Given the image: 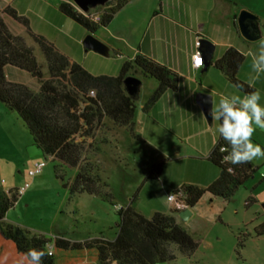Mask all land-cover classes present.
<instances>
[{
	"label": "crops",
	"instance_id": "1",
	"mask_svg": "<svg viewBox=\"0 0 264 264\" xmlns=\"http://www.w3.org/2000/svg\"><path fill=\"white\" fill-rule=\"evenodd\" d=\"M61 3H68L80 12L74 0H0V15L11 34L21 37L24 42L28 36L25 27L4 14L6 8L25 17L35 35L49 37L57 33L67 36L66 30L72 29L73 21L58 11ZM241 11L257 17L258 40L247 41L240 35L237 19ZM263 25L264 0H131L114 15L107 27L97 32L98 39L107 47L106 56L113 52L125 63L141 54L172 69L179 76L176 91H166L148 113H143V105L157 88L154 80L149 81L152 82L149 94L139 108L135 106L131 129L105 125L104 131L98 130L93 138L86 140L87 144H94V151L87 159L105 166L99 174L107 181L109 190L107 173L118 167L117 162L125 168L136 164L144 170L136 185L137 202L130 199L125 208L131 206L147 219L155 213L171 215L175 210L167 202V194L185 185L206 188L217 180L220 170L209 157L220 141L215 130L218 122L205 118L196 95H210L214 108L220 94H246L213 67V62L228 49H235L244 57L237 78L252 92L259 90L264 104V72L257 74L252 67L253 55L264 43ZM197 39L209 41L214 52L208 66L203 62L201 67L194 69L192 56ZM51 43L67 56L59 44ZM135 78L141 82L144 79L138 73ZM261 130L257 128L253 133L256 143L264 141ZM101 131L103 139H99ZM158 162H163L160 176L146 181L149 170ZM0 183L2 186L4 182ZM123 189L127 193V185ZM229 204L205 197L190 209L191 216L187 222L177 214L175 218L196 238L221 223V215Z\"/></svg>",
	"mask_w": 264,
	"mask_h": 264
},
{
	"label": "trees",
	"instance_id": "2",
	"mask_svg": "<svg viewBox=\"0 0 264 264\" xmlns=\"http://www.w3.org/2000/svg\"><path fill=\"white\" fill-rule=\"evenodd\" d=\"M130 1L115 0L113 6L108 5V10L99 15L98 22L85 17L68 3H61L58 11L88 34L94 35L99 29L107 27L114 15ZM3 13L25 27L42 53L49 78L43 80L41 67L32 50L21 37L11 34L0 15V103L17 115L34 146L45 158L76 171V176L66 185L70 199L87 195L112 204L108 185L102 182L95 167L85 159L87 147L94 146L87 144L86 140L93 138L106 121L117 127L132 128L135 100L125 91L123 82L127 77H135L138 73L142 78L157 83V88L142 107V112L148 113L166 91H176L178 74L138 54L132 61L122 64L116 77L93 76L43 37L32 33L25 17L10 8ZM243 59L238 51L228 49L213 62V67L247 94L252 89L237 78ZM7 67L26 72L36 79L39 90L33 92L22 84L9 82L5 73ZM91 92L93 95H90ZM221 147L230 151V146L220 137L209 157L210 162L220 170L217 180L206 188L185 185L172 193L186 208H194L205 197L231 202L257 172L251 161L232 165L224 160L228 151L221 152ZM162 168L163 162L153 165L145 180L157 179ZM18 199L17 190L4 191L0 183V236L12 242L19 254L25 256L29 249H38L45 253L42 264H55L54 256L48 250L49 240L5 222L7 212L15 207ZM176 214L178 211L171 215L155 213L147 219L127 206L117 212L119 221L113 240L96 238L83 243H70L56 238L54 246L65 251L95 249L97 264H170L175 260L170 245H175L186 257H191L198 249L195 238L177 223ZM254 232L257 237L264 236V222Z\"/></svg>",
	"mask_w": 264,
	"mask_h": 264
},
{
	"label": "rangeland",
	"instance_id": "3",
	"mask_svg": "<svg viewBox=\"0 0 264 264\" xmlns=\"http://www.w3.org/2000/svg\"><path fill=\"white\" fill-rule=\"evenodd\" d=\"M114 3L115 0H105L90 7L86 13L78 10L87 15H100L108 10V5L113 6ZM71 25L72 29L66 30L67 36L57 33L49 37L38 36L49 43L52 41L59 44L71 61L91 75L118 76L123 61L113 52L108 56L92 51L85 52L82 42L88 33L74 22ZM97 32L93 36L99 40ZM25 38L26 46L32 50L37 64L41 67L43 80H47L49 76L46 63L39 47L29 36ZM5 73L10 82L22 84L33 92L39 90L37 80L26 72L7 67ZM149 81L152 80L143 79L141 82L139 95L134 101L137 108L149 94L152 83ZM111 124L109 121L105 122V125ZM102 131L99 139H103ZM260 134L264 137V129ZM252 140L254 141L253 137ZM258 144L264 148V141ZM93 148L94 146L87 147V161L91 157L90 152L94 151ZM41 162L45 163L42 173L33 178L29 177V170ZM251 162L257 167V172L230 202L221 215V223L195 238L198 249L191 257L184 256L175 245H170L175 256L174 262L170 264H264V236L257 237L254 232L264 222V159L256 158ZM88 163L95 167L98 174L105 169L102 164ZM116 164L118 167L107 173L112 204L87 195L70 199L66 185L76 176V171L45 158L34 146L29 132L17 115L0 103V182H4L2 188L8 191L20 189L27 183L30 185L23 195H19L15 207L7 212L5 222L49 240L48 250L54 256L55 264H97L95 249L65 251L54 246L55 239L61 238L70 243H83L96 238L113 240L119 221L114 205L124 207L130 199L137 202L136 185L144 170L136 164L128 168L118 162ZM99 176L101 178L103 175ZM101 180L107 184V181L102 178ZM124 185H127V193H124ZM0 264L29 262L16 251L12 242L0 236Z\"/></svg>",
	"mask_w": 264,
	"mask_h": 264
},
{
	"label": "clouds",
	"instance_id": "4",
	"mask_svg": "<svg viewBox=\"0 0 264 264\" xmlns=\"http://www.w3.org/2000/svg\"><path fill=\"white\" fill-rule=\"evenodd\" d=\"M252 67L257 74L264 72V43L253 55ZM209 115L218 122L216 132L230 146V151L220 148L221 152L228 151L224 160L239 165L256 158L264 159V148L252 140L257 128L264 129V104L259 90L243 96L220 94ZM169 199L173 197L169 196ZM44 255L43 251L34 248L25 253L29 264H42Z\"/></svg>",
	"mask_w": 264,
	"mask_h": 264
},
{
	"label": "water",
	"instance_id": "5",
	"mask_svg": "<svg viewBox=\"0 0 264 264\" xmlns=\"http://www.w3.org/2000/svg\"><path fill=\"white\" fill-rule=\"evenodd\" d=\"M104 1L105 0H74V4L77 9L86 13L90 7L103 3ZM256 20L257 17L247 11H241L238 16L237 26L239 33L247 41H256L259 39V36L257 35V26L255 24ZM82 46L85 52L92 51L101 56L107 55V47L102 42L97 40L92 34H88L84 38ZM199 51L205 66H208L214 52V46L207 40H200ZM123 84L128 96L135 99L139 94L141 81L135 77H127ZM196 101L201 107L205 118L209 121L211 119L209 112L212 109V97L210 95L200 93L196 95ZM177 216L182 221L187 222L191 216V211L189 208L183 209L178 212Z\"/></svg>",
	"mask_w": 264,
	"mask_h": 264
},
{
	"label": "built area",
	"instance_id": "6",
	"mask_svg": "<svg viewBox=\"0 0 264 264\" xmlns=\"http://www.w3.org/2000/svg\"><path fill=\"white\" fill-rule=\"evenodd\" d=\"M82 14L85 17L91 18L95 22H98L100 19L99 15H94V14L93 15H91V14L87 15L85 13H82ZM199 48H200V40L197 39L195 42V51H194V54L192 56V66L194 69L201 67L203 64V60H202ZM90 95H93V92H91ZM44 168H45V163H43V162L35 164L33 169L29 170L28 176L31 178L38 176L42 173ZM29 186L30 185L28 183L25 184L23 187H21L20 189L17 190V194L22 195L29 188ZM169 196H172L173 199H169ZM166 200L169 204L173 205L175 211L179 212L183 209H186L184 204L182 202L178 201V197L174 194H167ZM123 208L124 207H122V206H117V205L114 206V210L116 212L120 211Z\"/></svg>",
	"mask_w": 264,
	"mask_h": 264
}]
</instances>
